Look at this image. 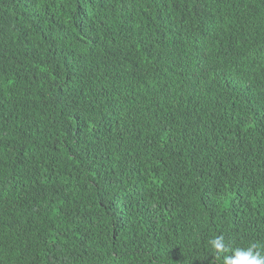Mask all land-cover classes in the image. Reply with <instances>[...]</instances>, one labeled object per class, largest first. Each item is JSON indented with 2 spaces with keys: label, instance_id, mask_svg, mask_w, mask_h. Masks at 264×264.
I'll use <instances>...</instances> for the list:
<instances>
[{
  "label": "trees",
  "instance_id": "trees-1",
  "mask_svg": "<svg viewBox=\"0 0 264 264\" xmlns=\"http://www.w3.org/2000/svg\"><path fill=\"white\" fill-rule=\"evenodd\" d=\"M215 236L264 246V0H0V264Z\"/></svg>",
  "mask_w": 264,
  "mask_h": 264
},
{
  "label": "clouds",
  "instance_id": "clouds-1",
  "mask_svg": "<svg viewBox=\"0 0 264 264\" xmlns=\"http://www.w3.org/2000/svg\"><path fill=\"white\" fill-rule=\"evenodd\" d=\"M209 244L216 251L217 256H223L224 264H264V246L251 244L247 248L232 249L223 236H215ZM232 252L231 256L227 253Z\"/></svg>",
  "mask_w": 264,
  "mask_h": 264
}]
</instances>
